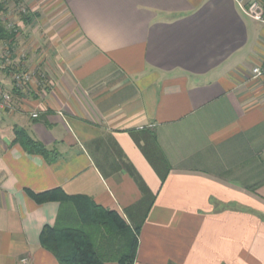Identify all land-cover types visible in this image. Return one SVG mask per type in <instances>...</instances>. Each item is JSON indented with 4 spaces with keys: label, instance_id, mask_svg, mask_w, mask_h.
Listing matches in <instances>:
<instances>
[{
    "label": "crops",
    "instance_id": "1",
    "mask_svg": "<svg viewBox=\"0 0 264 264\" xmlns=\"http://www.w3.org/2000/svg\"><path fill=\"white\" fill-rule=\"evenodd\" d=\"M50 1L13 57L30 82L0 76V264H58L40 234L60 204L30 196L55 190L139 224L133 264H264V26L238 6L255 0Z\"/></svg>",
    "mask_w": 264,
    "mask_h": 264
},
{
    "label": "trees",
    "instance_id": "2",
    "mask_svg": "<svg viewBox=\"0 0 264 264\" xmlns=\"http://www.w3.org/2000/svg\"><path fill=\"white\" fill-rule=\"evenodd\" d=\"M14 142L29 154L48 156L46 148L22 130L15 131ZM126 169L143 196L135 213L143 217L153 197L135 171ZM164 173H159L161 180ZM30 196L38 204H60L55 225L44 227L40 234L41 246L53 254L58 264H133L139 224L130 227L117 213L96 206L86 197H68L60 190Z\"/></svg>",
    "mask_w": 264,
    "mask_h": 264
},
{
    "label": "rangeland",
    "instance_id": "3",
    "mask_svg": "<svg viewBox=\"0 0 264 264\" xmlns=\"http://www.w3.org/2000/svg\"><path fill=\"white\" fill-rule=\"evenodd\" d=\"M51 4L50 0H15L9 7H0V52L12 58L20 52L23 53L24 46L28 43L24 32L26 27L39 25V19L28 18L30 10L34 8L41 12ZM8 25H14L17 32L9 31ZM7 76L9 77V74H6ZM146 151L145 154L148 155Z\"/></svg>",
    "mask_w": 264,
    "mask_h": 264
},
{
    "label": "built area",
    "instance_id": "4",
    "mask_svg": "<svg viewBox=\"0 0 264 264\" xmlns=\"http://www.w3.org/2000/svg\"><path fill=\"white\" fill-rule=\"evenodd\" d=\"M15 0H0V7H9ZM238 6L242 13L251 19L252 21L264 26V1H251L245 3L243 1L238 2ZM11 32H17V28L14 25H8L7 27ZM4 52H0V75L7 73L11 80V84L16 90H23L25 85L30 82V76L24 71L18 70L15 67L13 58L4 55ZM20 57H24L23 53H20ZM251 78L255 80H264V65L255 66L251 69ZM11 102L10 92L0 82V111L9 107ZM32 118H37L36 114L31 115ZM22 262H25L24 260Z\"/></svg>",
    "mask_w": 264,
    "mask_h": 264
}]
</instances>
